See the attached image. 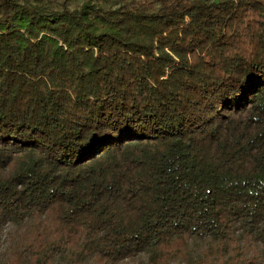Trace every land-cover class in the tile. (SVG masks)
Instances as JSON below:
<instances>
[{
    "label": "trees",
    "instance_id": "obj_1",
    "mask_svg": "<svg viewBox=\"0 0 264 264\" xmlns=\"http://www.w3.org/2000/svg\"><path fill=\"white\" fill-rule=\"evenodd\" d=\"M0 0V264H264V0Z\"/></svg>",
    "mask_w": 264,
    "mask_h": 264
},
{
    "label": "rangeland",
    "instance_id": "obj_2",
    "mask_svg": "<svg viewBox=\"0 0 264 264\" xmlns=\"http://www.w3.org/2000/svg\"><path fill=\"white\" fill-rule=\"evenodd\" d=\"M59 1V0H58ZM83 0H71V2H72V4H76V3H80V2H82ZM71 4V5H72Z\"/></svg>",
    "mask_w": 264,
    "mask_h": 264
}]
</instances>
